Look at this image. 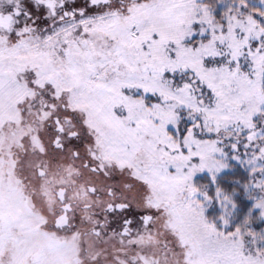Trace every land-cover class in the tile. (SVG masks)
<instances>
[{
  "label": "snow or ice",
  "instance_id": "obj_1",
  "mask_svg": "<svg viewBox=\"0 0 264 264\" xmlns=\"http://www.w3.org/2000/svg\"><path fill=\"white\" fill-rule=\"evenodd\" d=\"M0 264H264V0H0Z\"/></svg>",
  "mask_w": 264,
  "mask_h": 264
}]
</instances>
